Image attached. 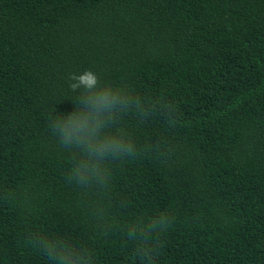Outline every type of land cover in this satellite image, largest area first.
<instances>
[{"label": "trees", "instance_id": "obj_1", "mask_svg": "<svg viewBox=\"0 0 264 264\" xmlns=\"http://www.w3.org/2000/svg\"><path fill=\"white\" fill-rule=\"evenodd\" d=\"M86 70L147 113L117 115L137 155L105 190L49 126ZM36 236L90 264H264V0H0V264H51Z\"/></svg>", "mask_w": 264, "mask_h": 264}, {"label": "clouds", "instance_id": "obj_2", "mask_svg": "<svg viewBox=\"0 0 264 264\" xmlns=\"http://www.w3.org/2000/svg\"><path fill=\"white\" fill-rule=\"evenodd\" d=\"M70 88L79 90L73 103V111L66 115L54 116L50 128L58 136L60 145L65 150L74 151V163L69 180H74L81 187L95 186L105 190L110 182V174L105 166L109 159L117 160L135 157L137 148L127 131L117 125L116 117L120 113L135 109L138 114L147 115L143 104L123 89H113L110 85H101L99 77L91 70L80 75H71ZM94 214L105 218L101 207L94 209ZM161 231H166L170 221L161 215L156 222ZM127 225L125 236L128 241L137 244L136 255L143 260H152L155 247L145 248L147 233L135 226ZM154 244V237H151ZM48 257L51 264H90L91 257L84 249H77L65 238L52 239L36 236L29 241Z\"/></svg>", "mask_w": 264, "mask_h": 264}]
</instances>
